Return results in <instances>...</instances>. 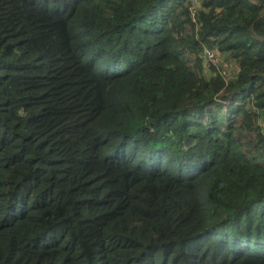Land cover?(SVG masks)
<instances>
[{
  "label": "trees",
  "instance_id": "obj_1",
  "mask_svg": "<svg viewBox=\"0 0 264 264\" xmlns=\"http://www.w3.org/2000/svg\"><path fill=\"white\" fill-rule=\"evenodd\" d=\"M197 1L0 0V264H264V0Z\"/></svg>",
  "mask_w": 264,
  "mask_h": 264
},
{
  "label": "rangeland",
  "instance_id": "obj_2",
  "mask_svg": "<svg viewBox=\"0 0 264 264\" xmlns=\"http://www.w3.org/2000/svg\"><path fill=\"white\" fill-rule=\"evenodd\" d=\"M199 3V0L197 1ZM196 3V0H190V3L189 5H194ZM201 4V3H200ZM211 49V48H210ZM229 57L226 56L225 54H221V55H218L217 54V57L212 61L210 62L208 59H203L201 58V60L203 61V65L206 69L205 72H208L210 75L211 74H214L212 71L214 68L217 72H220L222 75H224L226 77V79H229L228 78V74L230 75H234V72H233V64L234 61H232L231 59V65L229 64ZM212 69V70H211ZM207 70H210V71H207ZM215 71V72H216ZM260 124L261 125V128L263 130V124H264V112L261 113L260 115Z\"/></svg>",
  "mask_w": 264,
  "mask_h": 264
},
{
  "label": "built area",
  "instance_id": "obj_3",
  "mask_svg": "<svg viewBox=\"0 0 264 264\" xmlns=\"http://www.w3.org/2000/svg\"><path fill=\"white\" fill-rule=\"evenodd\" d=\"M217 52L215 50H212L210 48H205L202 52V58L208 59L210 62H212L217 57ZM234 72V70H233ZM230 75V74H228ZM258 112H260V109H258ZM262 125V124H261ZM263 132H264V124H263Z\"/></svg>",
  "mask_w": 264,
  "mask_h": 264
},
{
  "label": "crops",
  "instance_id": "obj_4",
  "mask_svg": "<svg viewBox=\"0 0 264 264\" xmlns=\"http://www.w3.org/2000/svg\"><path fill=\"white\" fill-rule=\"evenodd\" d=\"M229 64L231 65V60L229 59Z\"/></svg>",
  "mask_w": 264,
  "mask_h": 264
}]
</instances>
